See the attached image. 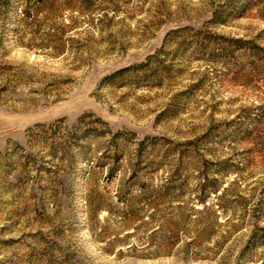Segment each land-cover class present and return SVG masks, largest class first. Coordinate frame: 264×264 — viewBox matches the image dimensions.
Returning <instances> with one entry per match:
<instances>
[{"label":"rangeland","instance_id":"obj_1","mask_svg":"<svg viewBox=\"0 0 264 264\" xmlns=\"http://www.w3.org/2000/svg\"><path fill=\"white\" fill-rule=\"evenodd\" d=\"M0 264H264V0H1Z\"/></svg>","mask_w":264,"mask_h":264},{"label":"trees","instance_id":"obj_2","mask_svg":"<svg viewBox=\"0 0 264 264\" xmlns=\"http://www.w3.org/2000/svg\"><path fill=\"white\" fill-rule=\"evenodd\" d=\"M0 1H1V0H0ZM2 1H3V0H2ZM4 2H5V1H4ZM6 2H7V1H6ZM108 132H110V130H109ZM112 137H114V138H115L116 136L114 135V136H112Z\"/></svg>","mask_w":264,"mask_h":264}]
</instances>
